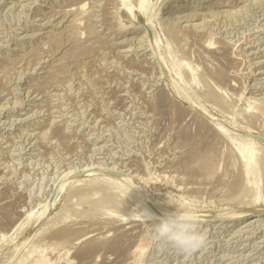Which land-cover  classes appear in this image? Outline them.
<instances>
[{"label": "rangeland", "instance_id": "obj_1", "mask_svg": "<svg viewBox=\"0 0 264 264\" xmlns=\"http://www.w3.org/2000/svg\"><path fill=\"white\" fill-rule=\"evenodd\" d=\"M209 1L173 12L199 13L190 22L155 21L157 54L143 0H0L4 264H264V219H204L264 207V142L245 136L264 132V0ZM243 137L257 141L249 171ZM176 206L200 216L205 241L188 254L149 238Z\"/></svg>", "mask_w": 264, "mask_h": 264}, {"label": "bare ground", "instance_id": "obj_2", "mask_svg": "<svg viewBox=\"0 0 264 264\" xmlns=\"http://www.w3.org/2000/svg\"><path fill=\"white\" fill-rule=\"evenodd\" d=\"M123 1V0H122ZM156 1H157V4H158V0H143V3L141 4V6H140V9L141 10H143V13H144V15H145V17H146V19H147V24H145L144 26H143V28H142V35H144L145 36V41L147 42V43H149V45L148 46H151V41H150V39H151V37H150V35L152 34H150L149 33V31H153L154 32V37H155V39H154V42H156V44L153 46V49L155 50L156 48L155 47H158L160 44H159V37H158V32H156L155 31V21L156 22H158V21H160V24H158V25H161V21L162 22H165L166 24L168 23V21H173V20H179V21H181V20H190V21H192L191 19H195V18H198V17H196V15L197 14H199V13H197V14H195V13H192L191 12V14H189L188 13V15L189 16H187V14H186V16H184V17H181V16H175L174 14H173V12H177V11H180V12H185V11H187L188 9L189 10H192V11H195L196 9H199V8H201V7H205V6H209V3H210V1L209 0H198L196 3H194V5H192L191 3H189V4H184L185 2H184V0H167L166 2H162V5H161V7L158 9V11H156V14H154V15H156V17H154V15H153V13H154V4L156 3ZM250 1V0H249ZM257 1H259L260 2V0H257ZM256 1V2H257ZM240 2V1H239ZM242 2V1H241ZM251 2V1H250ZM255 2V3H256ZM229 3V2H228ZM231 3V2H230ZM215 4V7H221V6H223V7H225V6H228L229 4H226V2L224 1V2H219V3H213V4H211V5H214ZM241 4V3H240ZM251 4V3H250ZM233 7V6H232ZM236 7V6H235ZM132 11V10H131ZM223 12V11H222ZM226 12H228V11H226ZM126 13H128V12H126ZM163 13V15L165 14H168L170 17H168V18H166V19H164V18H161L159 15H161ZM220 13V12H219ZM224 13V12H223ZM201 14V13H200ZM205 14V13H204ZM207 14H205V15H203V18H204V16H206ZM236 15V14H235ZM200 16H202V15H200ZM230 16V15H229ZM154 18H155V20H154ZM172 18H176V19H173L172 20ZM200 18V17H199ZM202 18V17H201ZM55 19V18H54ZM130 19V18H129ZM189 21V22H190ZM194 21V20H193ZM196 21V20H195ZM170 22V23H171ZM174 22V21H173ZM183 22V21H182ZM178 23V22H177ZM166 24H162L163 26L164 25H166ZM169 24V23H168ZM167 24V25H168ZM162 25H161V27H162ZM160 27V26H159ZM170 28V27H169ZM197 28V27H196ZM194 29V28H193ZM200 29V28H199ZM197 31H198V29H197ZM150 35H149V34ZM195 33V32H194ZM119 34H121V33H119ZM143 36V37H144ZM160 36V35H159ZM150 37V38H149ZM197 37H199V36H197ZM142 38V37H141ZM153 38V37H152ZM213 38V37H212ZM143 39V38H142ZM141 39V40H142ZM144 40V39H143ZM131 42V41H130ZM145 42V43H146ZM208 42V41H207ZM123 43V42H122ZM132 43V42H131ZM144 44V43H143ZM210 45V44H209ZM144 47V46H143ZM209 48H211V47H209ZM213 48V47H212ZM147 49V48H146ZM145 49V50H146ZM149 49V48H148ZM160 50V49H159ZM158 50V51H159ZM227 50V49H226ZM148 51V50H147ZM151 51V50H150ZM156 51V50H155ZM160 52V51H159ZM155 53H157L158 54V52L156 51ZM148 54H150V53H148ZM154 54V53H153ZM161 54V53H160ZM156 55V54H155ZM150 57V56H149ZM159 57H161L160 55L157 57L158 58V60L159 59H161V58H159ZM152 58V57H151ZM164 58V57H163ZM170 58V57H169ZM174 59V58H173ZM155 60V59H154ZM152 61V60H151ZM172 61V60H171ZM153 62V61H152ZM157 62V61H156ZM155 62V63H156ZM163 62L165 63L164 65H166L167 66V68L170 70V72L171 73H175V75H174V77H175V79H176V81H177V77H179V72H181L179 69H178V67H179V65H178V67L177 68H175L174 67V65L175 64H173V65H170L167 61H166V59L164 58L163 59ZM154 63V64H155ZM174 63V62H173ZM159 64H160V66H163V64L161 63V62H159ZM156 65V64H155ZM177 66V65H176ZM181 66V65H180ZM164 67V66H163ZM162 67V68H163ZM181 69H182V67H181ZM184 69V68H183ZM182 69V70H183ZM165 70V69H164ZM168 70V71H169ZM161 71V70H160ZM166 71V70H165ZM184 71V70H183ZM188 71V70H187ZM168 73V72H167ZM186 73V72H185ZM181 74V73H180ZM171 75V74H170ZM183 75H184V73H183ZM190 75V74H189ZM256 75V74H255ZM172 76V75H171ZM186 76H187V74H186ZM186 76H185V78H186ZM173 77V76H172ZM182 77V76H181ZM180 78V77H179ZM184 78V77H183ZM185 78H184V81H185ZM180 80V79H179ZM186 80H188L187 78H186ZM183 81V80H182ZM190 81V80H189ZM217 81V80H216ZM191 82V81H190ZM189 82V83H190ZM225 82V80L222 82V83H224ZM176 83H177V87H180L181 88V83H180V81L178 82H175L174 83V87H176ZM184 83V82H183ZM188 83V82H187ZM189 83H188V86H189ZM227 83V82H226ZM219 84V83H218ZM183 85H187L186 83L185 84H183ZM191 85H192V83H191ZM220 85V84H219ZM223 85V84H222ZM188 86H186V88L188 87ZM168 88V87H167ZM189 88H191L190 86H189ZM181 89H183V87L181 88ZM186 90V92L184 91L183 93H187V89H185ZM183 91V90H182ZM178 92V91H177ZM188 95V94H187ZM178 96H180V95H178ZM184 97V96H183ZM187 96L185 95V98H186ZM179 98V97H178ZM176 99V98H175ZM187 100V99H186ZM182 101V100H181ZM185 101V100H184ZM183 101V102H184ZM190 101V103L191 104H194L195 106H196V108H192V110H194V112L196 113V109L198 110V108H197V105H196V103H194L191 99L189 100ZM190 108V107H189ZM188 108V109H189ZM202 109V108H201ZM200 111V110H199ZM205 111H206V109H205ZM205 111H203V113H205ZM202 112V111H201ZM209 114V116H211L213 119V123H211V124H216V122L218 121V123L220 122V123H222L221 121H223V119L220 121L219 120V117L218 116H216L215 114H213L211 111H207ZM197 114V113H196ZM206 114V113H205ZM195 115V114H194ZM199 115V114H198ZM215 115V116H214ZM210 117V118H211ZM218 117V118H217ZM199 119L200 120H202V121H204L205 123H207V124H209L210 125V122H208V121H206L204 118H202L200 115H199ZM215 119V120H214ZM216 119H217V121H216ZM226 120V119H225ZM224 120V121H225ZM11 124V123H10ZM224 124V123H223ZM218 125V124H217ZM228 124H226V127H228L227 126ZM220 126V125H219ZM222 126V125H221ZM224 126V125H223ZM236 126V125H235ZM234 126V129L236 128ZM225 127V126H224ZM221 128V127H219L222 131H224V132H228V136H229V132H230V130H226L225 128ZM230 127V126H229ZM228 127V128H229ZM215 128H217V127H215ZM219 128H218V130H219ZM238 128V127H237ZM231 129V128H230ZM233 129V130H234ZM220 130V131H221ZM235 131V130H234ZM248 132H247V134L245 135V136H250V135H263L264 136V132H254V131H252L251 133H250V130H247ZM245 132V131H244ZM225 133V134H226ZM239 133V132H238ZM241 133V132H240ZM225 134H223V135H225ZM243 134V133H242ZM218 135H220V134H218ZM227 135V134H226ZM234 135V134H233ZM236 135V134H235ZM237 136V135H236ZM222 137V136H221ZM238 137H241V136H238ZM237 137V138H238ZM232 138V137H231ZM235 138V137H234ZM225 139V138H224ZM239 140H241V141H239V142H243V143H245V145L246 144H248L250 147H247V154H244V158H245V160H246V162H248V167H247V165H246V168H248L247 169V171H249L250 170V167H251V165H253V164H255V163H253L254 162V154H255V152H257L256 150L255 151H253V148L254 149H256L255 147H257L256 145H257V141L256 140H254V139H251V138H246V139H244V137L242 138V139H239ZM261 142V141H260ZM238 143V142H237ZM244 145V144H243ZM247 145V146H248ZM259 148H261L260 147V145H259ZM260 151V150H259ZM118 168V167H117ZM247 173V172H246ZM65 174V173H64ZM86 174V173H85ZM94 174V173H93ZM104 179V178H103ZM109 180V182H110V180H111V183L112 184H119V180L118 179H112V178H108ZM105 180V179H104ZM122 180V179H121ZM120 180V181H121ZM101 181V180H100ZM123 181H125V183L127 184V182H131V181H129V179H124L123 178ZM106 182V181H105ZM108 183V182H107ZM58 184V183H57ZM111 185V184H110ZM130 188V187H129ZM134 189H135V187H134ZM54 190V189H53ZM137 190V189H136ZM139 190V189H138ZM132 192V191H131ZM142 193V192H141ZM60 194V193H59ZM136 194V193H135ZM131 196V195H130ZM136 196V195H135ZM135 196H132L130 199H134V198H136ZM137 196H139V195H137ZM146 197V196H145ZM135 200V199H134ZM140 200V199H139ZM142 200V199H141ZM145 200V199H144ZM258 199H256V201H257ZM130 201V200H129ZM137 200H135V202H136ZM143 201V200H142ZM146 201H148V200H146ZM150 201V200H149ZM148 201V202H149ZM141 201H139V203H140ZM143 202H145V201H143ZM142 202V204H144ZM146 203V202H145ZM152 202H150V203H148V204H146V205H148L149 206V204H151ZM154 203V202H153ZM155 204V203H154ZM229 204V203H228ZM254 204H255V202H254ZM136 205V204H135ZM139 205H141V203L139 204ZM139 205L137 206V207H139ZM146 205H141V207H142V209L144 210V211H148L149 212V208H151L152 209V211H157L156 209L157 208H152V207H150L149 206V208L148 207H146ZM157 205V204H156ZM136 207V206H135ZM160 207V206H159ZM242 207H244V206H242ZM259 207V206H258ZM162 208V207H161ZM142 209H140V207H139V212H140V210H142ZM46 210V209H45ZM235 210V209H234ZM151 211V210H150ZM151 211V212H152ZM158 212V211H157ZM166 212V211H165ZM165 212H164V214H165ZM235 212V211H234ZM233 212V214L231 213H222V214H220V215H218V216H216L215 218L213 217V216H204V219H207V220H214L213 222H211V223H209L211 226H217L218 224H220V223H223V222H225V221H228L229 223H231L232 225H241V224H244V223H249V221H252V219H253V221H254V219L256 220V221H259V220H262V219H264V207H260V208H257V207H255V206H247V207H245L244 208V210H241V211H236L235 213ZM153 213V212H152ZM159 213V212H158ZM161 213V212H160ZM44 214H45V211H44ZM194 214V213H193ZM152 214L150 213V216H151ZM162 215V214H161ZM132 216V215H131ZM133 216L135 217V215L133 214ZM132 216V217H133ZM155 216V215H154ZM197 216L200 218V216L197 214ZM43 217V214L41 215V217L37 220V222L38 221H40V219ZM153 217V216H152ZM156 217H158V216H156ZM162 217V216H161ZM127 218V217H126ZM142 218V217H141ZM145 218V217H144ZM158 218H160V217H158ZM146 219V218H145ZM157 219V218H156ZM126 220H128V221H134V222H136L137 220H136V218H131L130 217V219H126ZM140 220H142V219H140ZM125 221V220H124ZM252 221V222H253ZM206 222V221H205ZM40 233L39 232H37L36 234H35V236H34V238L36 237V236H38ZM8 235V234H7ZM4 236V235H3ZM3 238V237H2ZM5 238V237H4ZM33 238V239H34ZM1 239V238H0ZM28 247V246H27ZM19 249V248H18ZM17 249V250H18ZM135 250V249H134ZM137 253L139 252V256H138V254H136V256H138V260L139 259H141V257L144 255V253L146 254V247H143L142 245L141 246H139L137 249ZM15 253H17L16 251H14ZM13 252V253H14ZM33 252V251H32ZM136 252V251H135ZM12 253V255H14V256H17V254L15 255V254H13ZM134 253V252H133ZM6 256V255H5ZM10 256V255H9ZM9 256L8 257H5V258H0V263H2V264H4V263H6L7 261H8V258H9ZM13 256V257H14ZM68 256V255H67ZM26 257H27V255H26ZM99 257V256H98ZM12 258V257H11ZM24 258V257H23ZM143 258V257H142ZM14 259V258H13ZM21 259V258H20ZM25 259V258H24ZM12 259H10V261H11ZM136 260H137V258H136ZM5 261V262H4ZM46 261V260H45ZM98 262V261H97ZM137 262V261H136ZM9 263V262H8ZM132 263V262H131ZM140 263V262H139Z\"/></svg>", "mask_w": 264, "mask_h": 264}, {"label": "clouds", "instance_id": "obj_3", "mask_svg": "<svg viewBox=\"0 0 264 264\" xmlns=\"http://www.w3.org/2000/svg\"><path fill=\"white\" fill-rule=\"evenodd\" d=\"M149 238L153 243L170 245L185 254L196 251L205 241L199 230V217L179 206L173 213L155 219L150 225Z\"/></svg>", "mask_w": 264, "mask_h": 264}, {"label": "water", "instance_id": "obj_4", "mask_svg": "<svg viewBox=\"0 0 264 264\" xmlns=\"http://www.w3.org/2000/svg\"><path fill=\"white\" fill-rule=\"evenodd\" d=\"M150 37H151V36H150ZM168 76H169V78H171L170 75H168ZM171 80H172V82H173V79H172V78H171ZM191 105H192L193 108H196V106H195L194 104H191ZM196 113L199 114V115H200L202 118H204L206 121H208V122H210V123H213V122H214V121L212 120V118H210L207 114H205V113H203V112H201V111H199V110H197V109H196ZM250 137L255 138V139H257V140H260V141L264 142V136H263V135H252V136H250ZM107 174L119 176L118 173H116V172H112V171H108ZM84 175H85V173L82 172V173L77 174L76 177L79 178V177H82V176H84ZM149 205H150V207L154 208V207L152 206V204H149Z\"/></svg>", "mask_w": 264, "mask_h": 264}]
</instances>
